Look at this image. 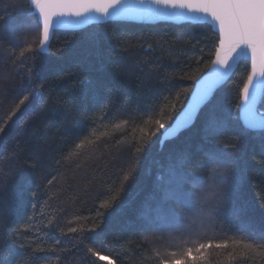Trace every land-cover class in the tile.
<instances>
[{
    "label": "trees",
    "instance_id": "obj_1",
    "mask_svg": "<svg viewBox=\"0 0 264 264\" xmlns=\"http://www.w3.org/2000/svg\"><path fill=\"white\" fill-rule=\"evenodd\" d=\"M21 2L0 0L13 34L0 40V75L11 65L7 55L19 57L36 38L38 19ZM216 40L208 25L115 22L55 32L48 54L20 57L0 80V125L17 97L29 95L0 133V261L108 264L91 248L113 264H158L157 253L181 258L212 240L228 247L196 253L197 264H264V131L242 133L234 123L249 64H239L189 130L162 147V134L151 135L155 120L171 124L180 112ZM213 121L220 131L209 135ZM216 149L234 160L232 174L212 171L208 153ZM173 170L196 176L210 192L225 185L218 218L197 222L191 236L162 219ZM101 214L103 224L89 231Z\"/></svg>",
    "mask_w": 264,
    "mask_h": 264
},
{
    "label": "snow or ice",
    "instance_id": "obj_2",
    "mask_svg": "<svg viewBox=\"0 0 264 264\" xmlns=\"http://www.w3.org/2000/svg\"><path fill=\"white\" fill-rule=\"evenodd\" d=\"M28 3L38 16L35 24L36 38L27 44L19 53V57L7 55L6 59L11 61V65L6 66L8 71L0 75V80L7 79L8 73L14 71L18 63L23 62L20 57L26 58V52L33 54L47 52L52 35L58 31H82L85 27L115 22L171 21L204 24L209 25L210 30L217 34L214 59L207 65L209 71L198 78L195 91L186 98L180 112L169 118L172 123L166 124L159 119L155 120L156 128L151 135L164 134L161 132L164 130L169 137H175L181 130L190 126L198 110L210 98V94H214L218 86L230 78V71L241 60H249L250 67L239 92L234 123L240 127L242 133L250 130L264 131V111H261L257 104L258 96L264 93V0H28ZM18 7H23V0ZM4 37L13 38V34L4 23V18L0 17V40ZM5 42L8 43V40ZM9 47L15 49L20 46L9 44ZM199 59L198 57L197 61ZM84 84L85 82L81 81V91ZM17 99L19 102L0 125V133L4 131V126L11 116L29 100V95L23 94L22 98L18 96ZM188 100L191 103H188ZM219 131L215 121L211 122L207 129L209 135L218 134ZM79 146L78 144L77 147ZM146 146L147 144L144 145ZM234 147L238 148V145ZM135 151L140 153L142 149L137 147ZM208 159L209 163L214 165L212 171L222 169L230 174L234 172L232 167L234 160L228 158L223 150L209 152ZM123 180L127 182L129 176H124ZM165 191L170 207L167 214L162 217L163 221L175 225L178 232L187 231L190 236L193 235L190 229L194 228L197 222H214L226 200L225 185L216 184L210 192L205 183H201L196 176L183 170H173L170 173ZM116 199V196L112 197L113 201ZM99 207L108 209L109 204L101 203ZM102 224L103 214L100 223L93 225L89 231H95ZM76 231V228H69V232ZM234 243L239 244V241ZM213 246L227 248L228 243L225 241L213 244L212 240H208L207 243L186 248L181 258H177L175 252L169 254L171 258L157 253L160 257L158 264H197L201 257L196 253ZM243 246L253 247L251 244ZM88 251L99 260H107L108 264H113L107 256L93 252L91 248ZM6 259L4 258V261ZM0 264L4 262L0 261Z\"/></svg>",
    "mask_w": 264,
    "mask_h": 264
},
{
    "label": "water",
    "instance_id": "obj_3",
    "mask_svg": "<svg viewBox=\"0 0 264 264\" xmlns=\"http://www.w3.org/2000/svg\"><path fill=\"white\" fill-rule=\"evenodd\" d=\"M32 15L36 16L37 19H38L37 14H36L33 10H32ZM120 23H133V24H144V25H155V24H160V23H169V24H175V25H182V24L204 25V24H198V23H192V22L177 23V22H171V21H164V22H155V21H147V22H145V21H139V22H120ZM105 24H106V23H105ZM208 26H209V25H208ZM87 28H89V27H85L84 29H87ZM84 29H83V30H84ZM77 31H81V30H77ZM58 32H59V31H58ZM66 32H68V31H66ZM74 32H76V31H74ZM53 35H54V34H53ZM53 35H52V37H51V41H52V39H53ZM216 35H217V34H216ZM51 41H50V44H51ZM49 48H50V46H49ZM48 52H49V50H48L47 52H43V54H48ZM213 59H214V58H213ZM241 62H247V63L249 64V67H250V61H249V60H241ZM241 62H239V63H238V64H237V65H236V66L230 71V78H228V79L226 80V82L223 83L221 86H218V88L214 91V94H210V98H208V99L206 100V102L204 103V105L198 110V114L195 116V118H194V120L191 122V125H190V126H188L185 130H181V131L179 132V134L176 135L175 137H169V136L166 134V132H163L164 134L161 135V142H160L161 147H162L166 142L171 141V140H173V139H176L180 134H182L183 132L189 130V129L195 124V122H196V120H197V118H198L200 112L202 111V109H203L207 104H209V103L211 102V100L213 99V97H214V95L216 94V92H217L221 87H223L225 84H227V82L231 79V77L233 76V74L235 73V71L237 70V68H238V66H239V64H240ZM208 71H209V69H208L205 73H207ZM205 73H204V74H205ZM204 74H203V75H204ZM203 75H202V76H203ZM197 83H198V80L195 82L194 87H193L191 93L195 91L196 86H197ZM263 94H264V93H262L260 96H258V99H257V104H258V106L260 105V102H261V100H262ZM189 96H190V95H189ZM188 103H191V101L188 100ZM250 132H263V131H261V130H250Z\"/></svg>",
    "mask_w": 264,
    "mask_h": 264
}]
</instances>
